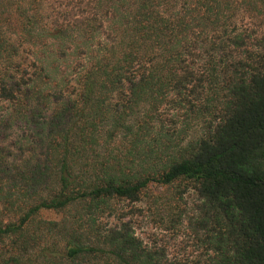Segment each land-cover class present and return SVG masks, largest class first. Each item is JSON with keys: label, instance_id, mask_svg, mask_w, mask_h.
<instances>
[{"label": "trees", "instance_id": "obj_1", "mask_svg": "<svg viewBox=\"0 0 264 264\" xmlns=\"http://www.w3.org/2000/svg\"><path fill=\"white\" fill-rule=\"evenodd\" d=\"M0 109V264H200L132 221L191 191L209 264H264V0H0Z\"/></svg>", "mask_w": 264, "mask_h": 264}, {"label": "rangeland", "instance_id": "obj_2", "mask_svg": "<svg viewBox=\"0 0 264 264\" xmlns=\"http://www.w3.org/2000/svg\"><path fill=\"white\" fill-rule=\"evenodd\" d=\"M22 127L17 126L11 130V138L15 139L17 145H21L19 142L21 134L16 135V133L25 129ZM9 141L12 142L10 138ZM183 202H185L183 219L176 226L161 222L154 213L155 209L153 211L147 202L137 203L135 205L137 207H135L136 213L132 215L135 233L142 238L150 249L156 251L164 262L172 263L186 260L209 264L214 251L206 239L204 229L198 231L190 222V215L198 213L197 195L191 191L185 195ZM124 204L127 205L128 203L125 202Z\"/></svg>", "mask_w": 264, "mask_h": 264}]
</instances>
